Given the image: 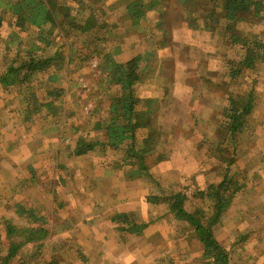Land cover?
Masks as SVG:
<instances>
[{
    "label": "rangeland",
    "instance_id": "374dc122",
    "mask_svg": "<svg viewBox=\"0 0 264 264\" xmlns=\"http://www.w3.org/2000/svg\"><path fill=\"white\" fill-rule=\"evenodd\" d=\"M202 1L163 0L157 9H148L149 2L134 14L129 5L109 0L99 24L110 23L107 34L91 46L87 36L58 28L57 40L75 61L59 79L66 94L56 115L27 119L17 93L0 86V264L11 244L4 220L17 227L32 223L15 211L16 202L34 206L35 223L49 232L39 254L33 243L25 245L10 264H209L195 225L157 201L155 182L135 181L139 176L123 161V151L100 145L75 153L79 137L100 134L94 123L110 104L112 89L98 68L105 48L118 61L150 53L138 67L147 66V74L140 70L137 85L144 104L138 144L148 150L149 173L186 194L187 207L206 222L213 203L208 187L232 168L246 185L215 234L232 252L233 264H264V63L243 71L240 88L254 89L256 104L233 139L226 130L233 119L222 114L235 84L226 74L240 57L229 36L213 25L216 0ZM9 2L0 0V73L14 59L19 36H30L11 26L16 16ZM234 27L242 36L264 38L258 17ZM117 212L149 224L139 234L121 233L113 219Z\"/></svg>",
    "mask_w": 264,
    "mask_h": 264
},
{
    "label": "trees",
    "instance_id": "16d2710c",
    "mask_svg": "<svg viewBox=\"0 0 264 264\" xmlns=\"http://www.w3.org/2000/svg\"><path fill=\"white\" fill-rule=\"evenodd\" d=\"M115 1L119 7L129 5L128 9L136 11L134 14L149 2L152 5L148 6V9H154V5L157 9L163 2V0ZM183 2L190 5L193 0ZM109 3V0H10L9 6L16 16L11 26L27 30L30 36L28 38L19 36L14 59L11 62L7 61L5 72L0 73V86L17 93L18 103L20 101L23 105L22 112L27 119L30 120L32 115L42 113L56 115L65 106L66 89L59 83V79L66 72V67L74 63L75 59L67 52L66 44L57 40L58 28L75 36H87L86 40L90 46L97 44L107 34L106 27L110 24L105 20V27L99 25L102 16L108 14ZM216 9L217 11L213 10L211 19L213 25L219 33L229 36L240 57L239 62L226 74L232 77L235 84L229 93L228 106L222 114L224 118L233 119L226 130L229 136L236 139L247 123V113L256 104L254 89L244 93L240 88L243 71L255 69L264 63V38L256 35L242 36L241 33L235 32L234 26L247 17H258L264 21V0H216ZM149 56L150 53H147L129 61H118L113 52L105 48L103 60L98 68L102 76L101 81L112 89L110 104L107 112L94 123V129L100 134L94 140L79 137L75 153L93 151L100 145L123 151L125 154L123 161L131 165L132 175L139 176L135 181L142 183L144 179H148L155 182L161 191L156 198L157 201L167 203L170 212L177 219L187 220L195 225L201 235L203 255L208 259L207 263L233 264L232 252L216 236L214 227L222 224L226 209L244 189L246 181L236 179V173H232V168L227 166L223 170L222 179L208 187L207 197L213 201L212 213L204 222L197 213L187 207L186 194L156 181L149 173L148 150L138 144V122L143 118L144 104L137 93L140 70L142 69V74H147V66L144 65ZM141 63H144L143 68L138 71ZM233 160L234 158L230 162ZM13 207L19 215L28 218L32 223L28 227H17L10 220H4L11 244L8 250L9 258L3 264H10L11 259L22 247L32 243L35 246V253L39 254L45 247L44 240L49 232L43 225L35 223L37 210L34 206L16 202ZM132 215L117 212L113 218L117 231L134 235L147 228L149 222H140ZM15 237H20L21 241H16ZM2 246L0 239V254Z\"/></svg>",
    "mask_w": 264,
    "mask_h": 264
}]
</instances>
